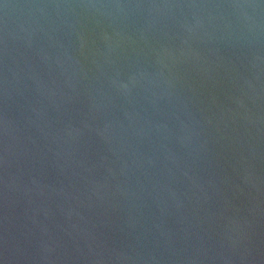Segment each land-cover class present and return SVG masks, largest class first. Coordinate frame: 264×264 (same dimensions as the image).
<instances>
[{
    "label": "water",
    "instance_id": "1",
    "mask_svg": "<svg viewBox=\"0 0 264 264\" xmlns=\"http://www.w3.org/2000/svg\"><path fill=\"white\" fill-rule=\"evenodd\" d=\"M0 264H264V0H0Z\"/></svg>",
    "mask_w": 264,
    "mask_h": 264
}]
</instances>
